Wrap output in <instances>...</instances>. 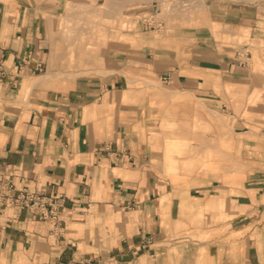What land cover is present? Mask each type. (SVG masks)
<instances>
[{"label":"crops","instance_id":"0c3cea01","mask_svg":"<svg viewBox=\"0 0 264 264\" xmlns=\"http://www.w3.org/2000/svg\"><path fill=\"white\" fill-rule=\"evenodd\" d=\"M55 5L0 0V181L60 220L0 208V264H264L255 17L113 28L100 9L70 38Z\"/></svg>","mask_w":264,"mask_h":264},{"label":"rangeland","instance_id":"374dc122","mask_svg":"<svg viewBox=\"0 0 264 264\" xmlns=\"http://www.w3.org/2000/svg\"><path fill=\"white\" fill-rule=\"evenodd\" d=\"M46 5H59L62 9L59 27L64 30L67 37L81 35L83 30L88 29L90 36L99 30L97 27L98 15L101 10L105 11L107 25H113L119 16L123 14L137 12L139 15H155V19L160 22L168 20V25L178 23L176 19L188 25L204 23L210 14L214 13H234L246 14L258 21L257 25L264 30V0H40ZM55 5V6H56ZM122 8V10H120ZM101 9V10H100ZM133 9V10H132ZM135 9V10H134ZM158 10V11H155ZM132 11V12H130ZM154 11V12H153ZM136 13V14H137ZM69 15L70 17L68 18ZM129 15V14H128ZM143 17V18H144ZM125 18V17H124ZM141 18V17H140ZM141 21L149 27L144 19ZM126 19V18H125ZM118 23V21L116 22ZM86 35V34H84ZM80 39V38H79ZM78 39V40H79Z\"/></svg>","mask_w":264,"mask_h":264},{"label":"built area","instance_id":"2783aa9c","mask_svg":"<svg viewBox=\"0 0 264 264\" xmlns=\"http://www.w3.org/2000/svg\"><path fill=\"white\" fill-rule=\"evenodd\" d=\"M143 19L144 22L149 24V28L153 30L164 27V23L162 21L158 22L155 19V15L146 16ZM23 63L25 65L28 62L24 61ZM43 70L41 65H37L34 68V71L38 73H41ZM7 76H9V73L4 69L2 62H0V78ZM55 205V202L51 198L42 197L29 191L27 188L16 189L10 179L0 181V208L24 207L35 211L50 223L52 233H55L60 227V220L54 213L53 206ZM48 206H51V210L49 211L47 210Z\"/></svg>","mask_w":264,"mask_h":264}]
</instances>
